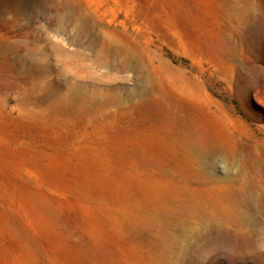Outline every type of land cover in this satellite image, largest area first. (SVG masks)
Segmentation results:
<instances>
[{
    "label": "rangeland",
    "instance_id": "rangeland-1",
    "mask_svg": "<svg viewBox=\"0 0 264 264\" xmlns=\"http://www.w3.org/2000/svg\"><path fill=\"white\" fill-rule=\"evenodd\" d=\"M0 7V264H264V0Z\"/></svg>",
    "mask_w": 264,
    "mask_h": 264
},
{
    "label": "bare ground",
    "instance_id": "bare-ground-1",
    "mask_svg": "<svg viewBox=\"0 0 264 264\" xmlns=\"http://www.w3.org/2000/svg\"><path fill=\"white\" fill-rule=\"evenodd\" d=\"M0 6H2L4 8L3 10H4V12L7 15H10V14L12 15L13 14L14 16H18L19 15L18 12H19V10H21L20 9L21 0H0ZM1 13H3V12H1ZM75 22H76V26H75L76 28L75 29H76L77 35L79 37H82V38L90 37V28H88L78 18H77V20H75ZM88 42H89V40H88ZM78 43H80V42H78ZM90 43H92L94 45V47H96L98 45L96 40L95 41L92 40ZM1 51H2V46H0V52ZM8 51H10V50H8ZM2 52H4V51H2ZM1 53H0V55H1ZM9 60H7L6 62H8ZM28 61H29V65L30 66H29L28 73H27L26 76L31 75V76H33V78L35 77L36 81L37 80L40 81L41 77L44 78V77H46L49 74V72H48L49 68L48 67L42 66L38 61L33 60V59H29ZM10 63L12 65H14L15 68L17 69L16 66L22 65L23 61H21V60H13V61H10ZM14 66H11V67H13V71H16L14 69ZM10 70H12V69H10ZM13 71H10V72H13ZM23 81L27 82L28 78L24 77L23 79H20V80H14V79L13 80H9L7 82V86L9 88H12V89H17V88H19V84L18 83L19 82L21 83ZM53 87L54 86H52L51 83H46L43 86V88L41 89V91L43 93L41 98L40 97H35V91L34 90H36V89L34 88L33 90H31V93H29V94L33 95V98L24 97V98L20 99V101L24 105H25V102H31L33 105H35L39 100H41V101L44 100V101H47L49 103L48 104L49 110L54 111V110H58V109L64 108V107H68L70 109L71 108L73 109V108H77V107L79 108V107H82V106H87L88 104H90L93 101H95L97 99V97H98V95L95 93V91H97V90H93L92 92L88 93V92L85 91L84 87L81 84H79L78 82L71 83L67 87L65 94L63 96H60V97L55 96V92L53 90ZM185 142H186V145L189 147L188 148V150H189L188 153L195 160H201L203 155L205 154V152H207L208 149H209V148H206V146H203L201 144V142L198 139L194 138V137L187 138ZM239 212L243 213L242 210H240Z\"/></svg>",
    "mask_w": 264,
    "mask_h": 264
}]
</instances>
